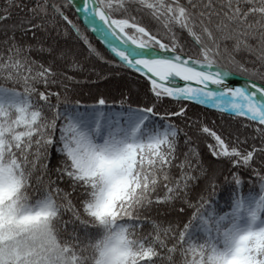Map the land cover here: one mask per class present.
<instances>
[{"label": "snow or ice", "instance_id": "1", "mask_svg": "<svg viewBox=\"0 0 264 264\" xmlns=\"http://www.w3.org/2000/svg\"><path fill=\"white\" fill-rule=\"evenodd\" d=\"M0 264H264V0H0Z\"/></svg>", "mask_w": 264, "mask_h": 264}, {"label": "trees", "instance_id": "2", "mask_svg": "<svg viewBox=\"0 0 264 264\" xmlns=\"http://www.w3.org/2000/svg\"><path fill=\"white\" fill-rule=\"evenodd\" d=\"M92 39H93V43H95L96 46L98 48H100L101 51H103L104 50L103 47L94 38H92ZM100 88H101V90H106V91L110 92L112 95L117 96L119 91L121 90V84L119 83V77L113 76L112 79L107 83L101 81ZM85 91H87V89H85ZM210 119L219 120V117L218 116H212V117H210ZM222 195H227V194H222Z\"/></svg>", "mask_w": 264, "mask_h": 264}, {"label": "water", "instance_id": "3", "mask_svg": "<svg viewBox=\"0 0 264 264\" xmlns=\"http://www.w3.org/2000/svg\"><path fill=\"white\" fill-rule=\"evenodd\" d=\"M95 39V38H94ZM96 40V39H95ZM99 44H100V42L98 41V40H96ZM102 47H103V45L102 44H100Z\"/></svg>", "mask_w": 264, "mask_h": 264}]
</instances>
